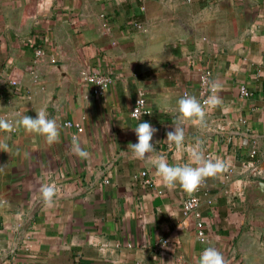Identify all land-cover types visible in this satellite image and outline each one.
Masks as SVG:
<instances>
[{
    "label": "crops",
    "instance_id": "obj_1",
    "mask_svg": "<svg viewBox=\"0 0 264 264\" xmlns=\"http://www.w3.org/2000/svg\"><path fill=\"white\" fill-rule=\"evenodd\" d=\"M204 70L222 103L205 105L204 126L184 122V145L170 147L176 102L200 100ZM84 73L111 82L94 94ZM139 91L150 113L136 118ZM41 108L56 143L0 128V264H198L208 246L225 264H264V0H0V120ZM143 120L170 164L199 143L225 168L191 193L158 183L124 152ZM45 184L59 189L52 206ZM190 195L202 236L183 213Z\"/></svg>",
    "mask_w": 264,
    "mask_h": 264
},
{
    "label": "clouds",
    "instance_id": "obj_2",
    "mask_svg": "<svg viewBox=\"0 0 264 264\" xmlns=\"http://www.w3.org/2000/svg\"><path fill=\"white\" fill-rule=\"evenodd\" d=\"M220 85L217 81L210 83V94L203 103L194 95H185L178 98L177 111L181 120L174 125V130L167 132L169 146L180 148L185 142L184 128L181 126L188 122L193 126L202 127L205 124V105L214 108L222 103L218 95ZM169 97H164L167 101ZM135 112V111H134ZM19 118L15 122L0 120V128L11 132L22 127L25 131L42 135L50 144L59 141L60 132L57 122L51 118L45 108L36 111V116L18 114ZM137 136L136 143H129L128 153L132 159L145 161L155 169L157 182L173 189L180 186L186 192H194L201 185L202 181L209 176L215 175L225 168V162L221 159L206 158L205 153L199 143L190 145L188 148L189 162L183 164H170L164 153L157 152L153 142V136L158 131L150 122L143 120L135 127H131ZM71 151L76 155L87 158L88 152L83 149L77 138H73ZM154 154V155H153ZM43 200L48 206H52L59 189L55 184H45L42 186ZM198 264H225L223 253L215 246H208L200 253Z\"/></svg>",
    "mask_w": 264,
    "mask_h": 264
},
{
    "label": "built area",
    "instance_id": "obj_3",
    "mask_svg": "<svg viewBox=\"0 0 264 264\" xmlns=\"http://www.w3.org/2000/svg\"><path fill=\"white\" fill-rule=\"evenodd\" d=\"M134 24L137 27L140 26L138 22H135ZM40 53H41L40 50H38L37 54ZM84 79L85 81L91 84L92 92L94 94H102L107 89V87L111 82V78L109 76L89 74V73H84ZM197 89L200 96V101L203 103V101L206 100L207 96L210 94V72L208 70H204L199 74ZM241 93L243 95L249 94L244 87H241ZM149 113H150V109L147 107L146 99L143 96V93L139 91L131 110V116L137 118L139 116L147 115ZM65 125L74 127L77 131H81V127L78 123L65 121ZM141 174L145 175L146 173L142 172ZM146 183L150 185L151 180L147 179ZM199 205L200 202L198 197L194 195H190L186 197L183 201V213L186 215L192 214L195 217L197 233L199 236H202L204 234V229H203V222L201 221V216L199 212ZM8 264H15V263H8Z\"/></svg>",
    "mask_w": 264,
    "mask_h": 264
}]
</instances>
